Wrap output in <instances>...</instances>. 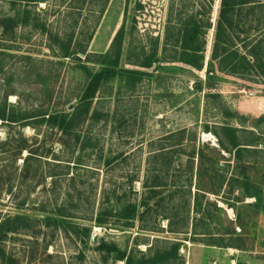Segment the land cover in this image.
<instances>
[{"label":"rangeland","instance_id":"rangeland-1","mask_svg":"<svg viewBox=\"0 0 264 264\" xmlns=\"http://www.w3.org/2000/svg\"><path fill=\"white\" fill-rule=\"evenodd\" d=\"M103 4L0 0V113L18 121L0 120V221L29 219L0 243V264H125L113 246L137 263L171 243L179 264H264V0L235 9L215 60L220 0H109L101 14ZM191 16L211 24L202 71L166 45L169 21ZM119 32V73L88 116L70 133L43 121L80 104Z\"/></svg>","mask_w":264,"mask_h":264},{"label":"trees","instance_id":"trees-1","mask_svg":"<svg viewBox=\"0 0 264 264\" xmlns=\"http://www.w3.org/2000/svg\"><path fill=\"white\" fill-rule=\"evenodd\" d=\"M44 1V0H42ZM213 0H208L209 3H211ZM109 0H104V4L100 10V13L102 14L108 4ZM254 0H220V12H219V20L215 29V42L213 44V47L211 49V56L210 59L215 60L220 55L227 54V47H221L219 48V42L220 40L226 39V30H230L233 28V18L232 14L235 11L236 8L244 7L245 5L252 4ZM172 20V19H171ZM169 21V25L167 28L166 33V45H168V42L172 43V47L176 50V54H174L172 61L173 62H180L184 65L189 66V68L194 69L196 71H202L204 69L205 65V52H206V39H205V33L211 28L210 22L204 19L198 20L196 16H191L189 19H179L176 23H172V21ZM10 20H3L5 29L8 28L7 22ZM172 31V32H171ZM93 32L90 33L88 39H92ZM121 40H122V32H119L115 38H114V47H115V56L112 61H102L100 64L103 66L99 71L95 72L94 74L90 75V79L86 85V88L83 92V95L80 99V104L73 110V112L70 115H58V114H52L43 115L41 118L43 121L49 122L50 124L56 126L58 129H60L64 133H70L74 131L75 127L83 120V118H86L88 114L91 111V105L96 97V94L102 85L103 82H107L115 78L119 73V52L121 47ZM75 52L72 53H66L63 57L69 58L70 56H73ZM235 53V58H239V60H245V57H239L237 52ZM104 58L109 57V54H105L103 56ZM151 59L145 60L143 63V66L146 68L151 67ZM211 70V68H209ZM212 72V71H209ZM27 119V118H25ZM0 120L4 123H16L18 122L16 118L6 116L5 111H2L0 113ZM24 120V119H22ZM225 131H227L229 134V139L231 142L232 149L235 150L236 157H240L242 155V152L245 148L241 147V144L237 142L236 133L233 129L227 127L224 128ZM184 133V130L178 131L177 133H173L176 136L181 135ZM175 135H169V138L172 139ZM181 140V139H179ZM179 144V143H178ZM203 159L201 160V163L197 169L196 176L197 179H200L202 175L204 174L205 167L203 166ZM152 186V193H154V196L158 193L156 189L154 188H160L159 181H154ZM198 188V193L195 196L194 200V207L197 210L198 207H201V204L198 202V196L200 195ZM247 194L251 197H257L258 193L256 195L251 194V191H248ZM199 194V195H198ZM264 203V200H263ZM143 205L146 206L147 203L143 202ZM264 206V204H263ZM124 218L127 219H134L138 213L139 210L137 209L136 204H129L124 209ZM198 212V211H197ZM142 215V214H141ZM140 217V216H139ZM95 222L99 225L103 224L104 221L101 219V217H97ZM29 223V219L23 217V216H15L7 217L6 219H3L0 221V243L7 238L8 234H20L24 231V226H26ZM172 232H178V231H172ZM90 234V231L86 229L84 231V237L88 238ZM170 248H168L170 251H164L162 253H155L153 255V259L150 261H144L142 258L139 262H134L133 258L130 255H126V252L120 251L113 246V249H107V252H117V259L122 260L125 262V264H158L159 262H169V264H179V256H178V250H179V244L178 243H171ZM98 248L100 250H105V244L100 243ZM167 250V249H165ZM165 264V263H164Z\"/></svg>","mask_w":264,"mask_h":264}]
</instances>
